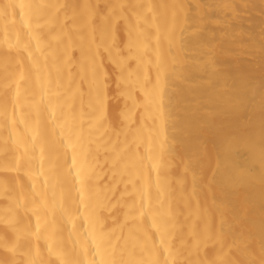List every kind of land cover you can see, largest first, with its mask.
I'll use <instances>...</instances> for the list:
<instances>
[{
    "label": "bare ground",
    "instance_id": "6f19581e",
    "mask_svg": "<svg viewBox=\"0 0 264 264\" xmlns=\"http://www.w3.org/2000/svg\"><path fill=\"white\" fill-rule=\"evenodd\" d=\"M254 1L0 0V264H264Z\"/></svg>",
    "mask_w": 264,
    "mask_h": 264
},
{
    "label": "rangeland",
    "instance_id": "374dc122",
    "mask_svg": "<svg viewBox=\"0 0 264 264\" xmlns=\"http://www.w3.org/2000/svg\"><path fill=\"white\" fill-rule=\"evenodd\" d=\"M226 1V0H221ZM248 3V7H246L245 9L241 8V6L236 5L234 8L235 10H237L238 13L242 12V15H244L247 19V27L249 28V30H252L253 28H256L257 25V18L255 17V8H256V3L254 0H247ZM262 5L257 7L259 10V15L260 17H262L263 22H264V0H261ZM264 27V25H263ZM262 46L264 47V43L262 44ZM264 75H261L259 77V80L262 81L264 83Z\"/></svg>",
    "mask_w": 264,
    "mask_h": 264
}]
</instances>
